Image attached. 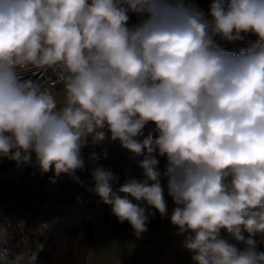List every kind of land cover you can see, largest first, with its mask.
Segmentation results:
<instances>
[{"label": "clouds", "instance_id": "9594fccd", "mask_svg": "<svg viewBox=\"0 0 264 264\" xmlns=\"http://www.w3.org/2000/svg\"><path fill=\"white\" fill-rule=\"evenodd\" d=\"M246 34L257 40L238 53L215 39ZM49 69L62 101L23 77ZM149 123L158 137L137 140ZM105 129L142 157L144 179L115 188L97 165L90 190L136 238L169 216L163 176L194 264H264V0H212L208 13L193 0H0V158L80 183L81 149ZM10 237L0 223V264H38Z\"/></svg>", "mask_w": 264, "mask_h": 264}, {"label": "built area", "instance_id": "2783aa9c", "mask_svg": "<svg viewBox=\"0 0 264 264\" xmlns=\"http://www.w3.org/2000/svg\"><path fill=\"white\" fill-rule=\"evenodd\" d=\"M212 0H198L197 5L203 11H209ZM129 24L138 22L135 14L129 13ZM25 79H34L42 88L52 92L62 88L56 74L52 70L27 71L23 73ZM107 152V157H104ZM96 153L100 159L90 161L89 157ZM85 169L78 170L80 178L85 175L93 164H101L118 177L115 182L118 187L128 179L141 180L142 169L138 161L142 157L133 158L131 153H122L113 143L99 145L82 153ZM164 165L159 159V167ZM52 172L41 173L35 165V159L29 163L18 164L14 160L0 158V223L9 228L11 246L17 250L28 249L31 252L39 250L40 238H33V230L50 220L69 215H82L91 219L93 198L83 194L74 182L52 183ZM20 219L23 224H20ZM260 251H264L262 244Z\"/></svg>", "mask_w": 264, "mask_h": 264}, {"label": "crops", "instance_id": "0c3cea01", "mask_svg": "<svg viewBox=\"0 0 264 264\" xmlns=\"http://www.w3.org/2000/svg\"><path fill=\"white\" fill-rule=\"evenodd\" d=\"M215 39L223 50L238 53L242 48H247L250 44L255 43L257 37L253 34H246L243 40L231 43L220 39V37ZM53 94L58 101H62L63 87L55 89ZM108 137H110V133ZM108 137L105 141L93 144L90 136L86 146L81 149V154L106 143L115 144L122 153L128 152L120 146L119 141H112ZM97 165L107 169L104 165L93 164L87 173L80 177V183L75 182L66 175H62L56 180L57 183L74 182L83 194L93 198L90 220L95 225V236L84 264H194L191 259L192 254L183 247L184 236L177 235V228L170 223L169 217L175 205L167 194V178L161 176V186L164 188L169 216L161 218L159 213H156L154 217L151 216L157 219L154 222H158L157 226L155 227L149 222V230L141 238H136L131 227L118 228L112 220V206L104 204L90 190L94 187L91 171ZM164 167L165 164L159 168L163 171ZM114 187L118 188L116 184H114ZM133 203H140L141 206H145L143 202L133 200ZM148 210L154 211L150 208ZM224 235L227 234L224 233ZM257 239L261 238L257 237ZM261 246L262 244L259 245V248ZM239 247H243V245H239Z\"/></svg>", "mask_w": 264, "mask_h": 264}, {"label": "trees", "instance_id": "16d2710c", "mask_svg": "<svg viewBox=\"0 0 264 264\" xmlns=\"http://www.w3.org/2000/svg\"><path fill=\"white\" fill-rule=\"evenodd\" d=\"M203 11V10H202ZM208 13V11H203ZM149 134L154 138L159 133L154 124L144 126L141 135L136 139L142 141ZM166 164L164 157H159ZM113 222L118 228L130 227L127 222L120 223L112 214ZM150 223L155 227L157 219L149 217ZM95 225L82 215H69L57 219L47 234L40 238L41 245L38 250V264H84L88 250L94 240Z\"/></svg>", "mask_w": 264, "mask_h": 264}, {"label": "rangeland", "instance_id": "374dc122", "mask_svg": "<svg viewBox=\"0 0 264 264\" xmlns=\"http://www.w3.org/2000/svg\"><path fill=\"white\" fill-rule=\"evenodd\" d=\"M106 132V138L109 136V133H107V130L105 129ZM106 140V139H105ZM104 140V141H105ZM58 183H63V182H58ZM20 224H23V220L20 219ZM57 221V219H53L50 220L40 226H37L34 230H33V238L34 239H38L44 235L47 234V231H49L51 229V227L53 226V224ZM34 253L38 254V250H35Z\"/></svg>", "mask_w": 264, "mask_h": 264}, {"label": "water", "instance_id": "95a60500", "mask_svg": "<svg viewBox=\"0 0 264 264\" xmlns=\"http://www.w3.org/2000/svg\"><path fill=\"white\" fill-rule=\"evenodd\" d=\"M197 1H198V0H193V2H194L195 4H197Z\"/></svg>", "mask_w": 264, "mask_h": 264}]
</instances>
